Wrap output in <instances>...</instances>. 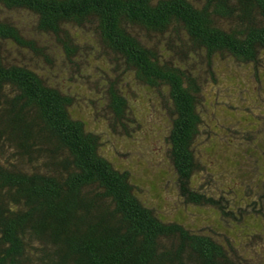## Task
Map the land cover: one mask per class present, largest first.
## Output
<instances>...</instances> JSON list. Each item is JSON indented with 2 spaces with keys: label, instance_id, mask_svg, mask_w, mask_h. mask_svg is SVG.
Wrapping results in <instances>:
<instances>
[{
  "label": "trees",
  "instance_id": "obj_1",
  "mask_svg": "<svg viewBox=\"0 0 264 264\" xmlns=\"http://www.w3.org/2000/svg\"><path fill=\"white\" fill-rule=\"evenodd\" d=\"M16 12L32 17L33 34ZM87 31L116 70L166 91L180 195L211 208L217 227L198 231L147 205L75 113L70 88L43 72L54 43L77 64L93 48ZM219 59L259 77L264 0H0V264H264L261 122L251 124V186L235 185L239 168L219 195L195 179L204 85L219 84ZM107 93L111 127L129 132L127 96L116 82Z\"/></svg>",
  "mask_w": 264,
  "mask_h": 264
},
{
  "label": "rangeland",
  "instance_id": "obj_2",
  "mask_svg": "<svg viewBox=\"0 0 264 264\" xmlns=\"http://www.w3.org/2000/svg\"><path fill=\"white\" fill-rule=\"evenodd\" d=\"M15 16L26 33H34L30 15L16 12ZM82 35L83 42L93 48H82L74 57L77 64H71L61 48L55 47L60 45L54 43L49 46L54 64L43 67V72L63 88H70L76 97L75 113L101 136L103 154L118 168L130 171L147 205L165 219L182 221L198 231L217 227L211 208L187 204L180 195L178 174L170 156L172 123L166 110V91L158 94L139 83L132 73L116 70L111 59L97 49L93 34L87 31ZM35 60L46 63L42 58ZM227 60L218 61V72L222 73L219 84L209 77L204 85L205 123L196 141L202 168L195 179L216 195L233 188L232 174L238 168L245 177L237 179L235 185L243 190L247 184L251 186V124L261 122L264 132V62L257 77L251 65ZM115 82L127 96L129 112L136 121L129 124V132L116 131L110 124L107 88ZM254 135L261 136L257 132Z\"/></svg>",
  "mask_w": 264,
  "mask_h": 264
}]
</instances>
